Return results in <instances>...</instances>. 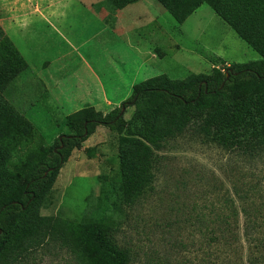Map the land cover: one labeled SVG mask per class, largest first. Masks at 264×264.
Masks as SVG:
<instances>
[{"label":"rangeland","instance_id":"1","mask_svg":"<svg viewBox=\"0 0 264 264\" xmlns=\"http://www.w3.org/2000/svg\"><path fill=\"white\" fill-rule=\"evenodd\" d=\"M153 1L144 0L137 13L146 25L136 29L135 12H114L129 0H0L2 35L26 64L0 94L18 114L7 120L0 116V202L7 199L11 175L20 172L29 155L71 133L68 116L83 109L107 116L135 86L182 82L210 76L224 67L222 62L232 66L262 59L209 5L179 24L159 3L153 8ZM42 81L44 96L39 94ZM248 104L263 102L253 98ZM143 109L130 106L124 113L137 136L144 133V123L134 120ZM247 132L264 142V117L256 115ZM156 153L154 181L126 205L128 151L118 132L97 127L31 213L49 221L52 230L29 237L19 229L0 264H77L81 250L76 255L63 251L61 235L72 241L65 230L93 224L112 227L138 264H223L245 257L239 241L235 250L225 248L226 211L219 198L235 185L256 186L262 180L264 186V150L260 155L226 150L187 133ZM262 194L252 193L253 203H261Z\"/></svg>","mask_w":264,"mask_h":264},{"label":"trees","instance_id":"2","mask_svg":"<svg viewBox=\"0 0 264 264\" xmlns=\"http://www.w3.org/2000/svg\"><path fill=\"white\" fill-rule=\"evenodd\" d=\"M135 2L137 0H129L126 6ZM156 2L166 8L179 24H183L202 5H209L242 41L262 54V59L232 66H225V62H222L224 67L215 69L212 75L193 77L182 82L158 80L135 86L132 96L107 116L96 111L89 113L85 109L68 116L66 124L71 133L65 135L62 142L58 138L53 146L29 155L27 164L20 172L11 175L7 199L0 202V261L12 250L14 235L19 229L23 228L29 237L37 236L39 230H52L49 221L31 213L73 152L99 126L118 132L122 147L128 151L123 181L126 205H133L154 181L151 171L156 152L166 149L170 141L187 133L206 138L226 150H250L256 155L263 152L264 142L249 134L247 126L256 115L264 117V0ZM0 42V68H4L0 75L4 82L0 84L1 94L5 85L18 76L26 64L12 42L4 38L1 30ZM253 98L262 100L263 105H249L248 102ZM140 105L145 109L136 113L134 121L144 123V133L137 136L128 128L129 122L125 115L120 114L123 106ZM0 116L4 120L18 118V114L1 96ZM263 188L262 180L256 186L243 183L241 187L235 185L233 192L225 191L219 198L226 211L225 248L235 250L234 244L239 241L243 254L247 252L245 257L235 256L224 260L223 264H264ZM258 191H262L263 196L261 203L255 204L252 193ZM65 232L75 241H70L62 234L61 248L65 252L70 250L74 255L80 249L77 264H138L133 250L121 245L116 231L108 225H86ZM235 234H239L237 239Z\"/></svg>","mask_w":264,"mask_h":264},{"label":"crops","instance_id":"3","mask_svg":"<svg viewBox=\"0 0 264 264\" xmlns=\"http://www.w3.org/2000/svg\"><path fill=\"white\" fill-rule=\"evenodd\" d=\"M144 0H139L133 4H130V5H127L126 7L122 8V9H116L114 12L115 13H119V14H127L129 15L130 13L132 12H135L136 15L134 17L135 19V25H136V29L138 28V26H141V27H144L146 25V22H142L143 19H139V14L137 13L139 10H142L144 6H146L144 3ZM153 8H155L157 5H156V1H153ZM114 13V14H115ZM142 15V14H141ZM145 14L142 15V18L144 17ZM116 28L118 27V25L115 26ZM125 28H121V30H123ZM131 33V32H130ZM35 80L32 81V84H34ZM37 82V81H36ZM43 82V81H42ZM35 85V84H34ZM42 86V89L40 88L39 90V94L41 96H44L46 94H43L44 91H46L45 87H44V82H43V85ZM19 87V86H18ZM31 93V92H30ZM47 96V95H46ZM110 104V102L108 103ZM57 110H61L58 106L55 105V107Z\"/></svg>","mask_w":264,"mask_h":264},{"label":"water","instance_id":"4","mask_svg":"<svg viewBox=\"0 0 264 264\" xmlns=\"http://www.w3.org/2000/svg\"><path fill=\"white\" fill-rule=\"evenodd\" d=\"M229 77H230V75L227 73V78H229ZM125 110H126V107L123 106V108H122V112H121L120 116H123V115H124ZM64 138H65V136H61V137L59 138L60 142H62ZM48 174H49V171L46 172L45 177H46ZM1 234H2V230H0V235H1Z\"/></svg>","mask_w":264,"mask_h":264}]
</instances>
